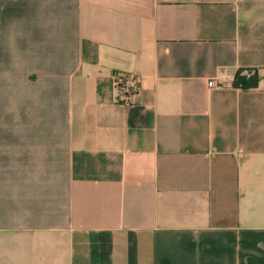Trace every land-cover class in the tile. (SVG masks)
Here are the masks:
<instances>
[{
	"label": "crops",
	"instance_id": "obj_1",
	"mask_svg": "<svg viewBox=\"0 0 264 264\" xmlns=\"http://www.w3.org/2000/svg\"><path fill=\"white\" fill-rule=\"evenodd\" d=\"M0 264H264V0H0Z\"/></svg>",
	"mask_w": 264,
	"mask_h": 264
},
{
	"label": "trees",
	"instance_id": "obj_2",
	"mask_svg": "<svg viewBox=\"0 0 264 264\" xmlns=\"http://www.w3.org/2000/svg\"><path fill=\"white\" fill-rule=\"evenodd\" d=\"M251 72L248 76H245L244 72ZM258 76L252 69H238L233 76L232 85L242 90H248L254 88L257 84Z\"/></svg>",
	"mask_w": 264,
	"mask_h": 264
},
{
	"label": "built area",
	"instance_id": "obj_3",
	"mask_svg": "<svg viewBox=\"0 0 264 264\" xmlns=\"http://www.w3.org/2000/svg\"><path fill=\"white\" fill-rule=\"evenodd\" d=\"M245 76L251 74V72H244ZM135 80V81H134ZM138 78L131 74L125 75L123 80H116V89L119 96H126L128 93L134 92L137 88L136 82ZM208 85H212L213 82L211 80L207 81Z\"/></svg>",
	"mask_w": 264,
	"mask_h": 264
}]
</instances>
